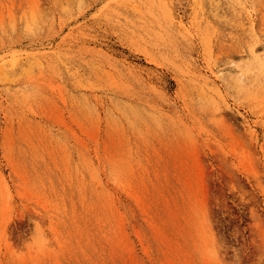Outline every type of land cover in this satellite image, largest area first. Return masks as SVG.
I'll return each instance as SVG.
<instances>
[{"label":"rangeland","instance_id":"obj_1","mask_svg":"<svg viewBox=\"0 0 264 264\" xmlns=\"http://www.w3.org/2000/svg\"><path fill=\"white\" fill-rule=\"evenodd\" d=\"M261 63L264 0H0V264H264Z\"/></svg>","mask_w":264,"mask_h":264},{"label":"bare ground","instance_id":"obj_2","mask_svg":"<svg viewBox=\"0 0 264 264\" xmlns=\"http://www.w3.org/2000/svg\"><path fill=\"white\" fill-rule=\"evenodd\" d=\"M139 6V5H138ZM249 9V8H248ZM250 16V15H249ZM29 18V17H28ZM27 19V18H26ZM211 23V22H210ZM256 49H254V51H255ZM244 52H246V51H244ZM254 53V52H253ZM250 58V57H249ZM249 60V59H248ZM8 61V60H7ZM254 62L255 63H257V64H259L257 61H256V58H254V56L251 58V61H250V65L252 66V69L255 67L254 66ZM15 64V63H14ZM257 66V68H260L261 69V74L264 76V63H261V65H256ZM12 67H14V66H10V68H12ZM9 68V69H10ZM256 68V67H255ZM8 69V70H9ZM240 75V74H239ZM241 75H242V72H241ZM243 76V75H242ZM244 77V76H243ZM248 78V77H247ZM240 79H241V76H240ZM239 79V80H240ZM243 79H245V78H243ZM250 132H252L251 131V129H250ZM122 183H125V181H121ZM129 186V185H128ZM150 186V185H149ZM130 187V190H132V192H136V194L138 195V198H139V201H140V203H143L144 205L145 204H147V202H146V198L144 197V196H141V194L134 188V187H132V186H129ZM123 188H124V186H123ZM157 192V191H156ZM130 193V192H129ZM162 193V192H161ZM109 196H111V195H109ZM150 200H151V198H150ZM116 205V204H115ZM148 205V204H147ZM105 207H107V205L105 206ZM119 206H117V208H118ZM141 207V206H140ZM149 208V207H148ZM113 209V208H112ZM95 210V209H94ZM99 210V209H98ZM115 210V209H114ZM87 211V210H86ZM113 212V211H112ZM109 213V212H108ZM155 213V212H154ZM122 214V213H121ZM157 215V214H156ZM109 216V215H108ZM122 216H124L123 214H122ZM146 216V215H145ZM116 217V216H115ZM125 217V216H124ZM158 217V216H157ZM120 218V217H119ZM126 218V217H125ZM156 218V217H155ZM122 219V218H121ZM148 220V219H147ZM114 222V221H113ZM112 222V223H113ZM119 222V221H118ZM124 223H126V222H124ZM153 224V223H152ZM161 224V223H160ZM111 225V224H110ZM113 225H115L114 223H113ZM123 225V224H122ZM162 225V224H161ZM101 226H103V225H101ZM160 226V225H159ZM104 227H106V226H104ZM162 226H160V228H161ZM100 228V227H99ZM112 228V227H111ZM116 228H118V227H116ZM122 228V227H121ZM124 228V227H123ZM84 229V228H83ZM96 229V228H95ZM106 229V228H105ZM105 229H102V230H105ZM107 229H108V226H107ZM115 229V228H114ZM112 230V229H111ZM158 230V229H157ZM115 231H117V230H115ZM126 232V231H125ZM99 233H100V231H99ZM98 233V234H99ZM106 233V232H105ZM118 233V232H117ZM122 233V232H121ZM114 234V233H113ZM119 234V233H118ZM95 235V234H94ZM108 235V234H107ZM111 235H112V233H111ZM110 236V235H109ZM119 236H120V234H119ZM118 236V237H119ZM99 237V236H98ZM111 237V236H110ZM163 237V236H162ZM166 237V236H165ZM116 239V238H115ZM122 239H124V238H122ZM102 240V239H101ZM105 240V239H104ZM177 240V239H176ZM120 241V240H119ZM118 241V242H119ZM179 241V240H178ZM103 242V241H102ZM106 243V242H105ZM120 243V242H119ZM174 243V242H173ZM115 244V243H114ZM97 245H98V243H97ZM111 245V244H110ZM163 245V244H162ZM168 245V244H167ZM180 245H182V244H180ZM116 246V245H115ZM186 246V245H185ZM107 247H108V245H107ZM121 247V246H120ZM162 247V246H161ZM117 248V247H116ZM173 248V247H172ZM179 248H181V247H179ZM70 249V248H69ZM110 249V248H109ZM101 250V249H100ZM173 250V249H172ZM180 250V249H179ZM115 251V250H114ZM119 251H121V250H119ZM70 252V251H69ZM67 253V252H66ZM117 253V252H116ZM163 253H165L164 251H163ZM111 254V253H110ZM124 254V253H123ZM67 255H68V253H67ZM113 255V254H112ZM166 256V255H165ZM179 257H181V256H179ZM95 259V258H94ZM171 259V258H170ZM51 260H53V259H51ZM45 263V262H44ZM58 263V262H57Z\"/></svg>","mask_w":264,"mask_h":264}]
</instances>
